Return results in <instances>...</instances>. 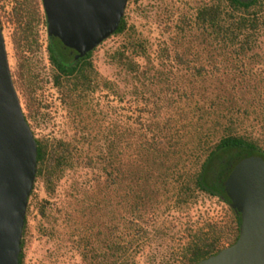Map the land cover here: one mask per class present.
Masks as SVG:
<instances>
[{"label": "rangeland", "instance_id": "rangeland-1", "mask_svg": "<svg viewBox=\"0 0 264 264\" xmlns=\"http://www.w3.org/2000/svg\"><path fill=\"white\" fill-rule=\"evenodd\" d=\"M14 1L0 0V32L21 112L34 138L69 142L68 162L52 191L35 182L27 198L22 264L101 262L97 256H103L105 247L113 243L123 246L119 259L131 264H181L192 230L223 222V205L201 195L181 203L172 197L164 201V196H173L175 191L166 194L157 189L154 198L158 201H148L143 214L135 219L128 207L133 196H126L127 187L134 184L128 178L135 168L131 166V173L122 179L106 181L97 163V147L108 130L121 139L117 155L134 156V140L143 133L147 138L172 137L179 151H171L177 155H188L186 148L191 149L199 133L218 136L228 123L239 133L264 135V0L260 36L255 47L241 56L188 29L195 8L213 0L126 2L125 32L109 36L94 48L91 63L98 79L120 88L129 79L111 61L115 50L125 52L140 69L161 62L171 97L164 111L156 115L154 97L148 91L119 96L98 88L79 101L78 109L63 105L49 82L40 0L37 46L32 51L20 50L28 59L27 70L21 69L12 41L15 27L9 18ZM176 54L183 60L178 62ZM155 122L161 130H156ZM145 169L151 170V166ZM135 225L140 229L137 236Z\"/></svg>", "mask_w": 264, "mask_h": 264}, {"label": "trees", "instance_id": "trees-1", "mask_svg": "<svg viewBox=\"0 0 264 264\" xmlns=\"http://www.w3.org/2000/svg\"><path fill=\"white\" fill-rule=\"evenodd\" d=\"M38 8V0H15L10 12L9 21L15 27L12 41L15 45L16 57L18 60L21 58L20 66L23 70L28 69L25 62L28 59L20 54V50L24 48L32 51L33 47L37 46ZM260 12L261 0H213L195 8L188 29L197 31L198 37L210 38L221 48L233 49L231 51L236 56H241L249 52L257 43L263 26ZM125 30L126 24L122 17L112 35H120ZM93 50L73 60L74 52L62 47L56 38L47 36L45 53L50 67L49 82L57 90L63 105L74 110L78 109L79 101L84 96L102 88L119 96H130L135 92L143 95L148 91L149 95L154 97L152 110L155 115L164 111L171 95L167 90L168 78L160 70L161 62L156 67L140 69L135 61L125 55V52L115 50L111 54V61L129 79L128 83H124L119 88L114 82L98 79L91 63ZM175 59L178 62L183 60L178 54L175 55ZM23 118L26 122L24 116ZM153 126L156 130H161L157 127V122ZM33 139L36 148L33 183L41 182L46 191L51 192L68 162L69 142L47 138L33 137ZM134 141L137 150L135 156L124 153L117 155L116 151L122 149L121 139L115 137L112 130H108L97 147V163L104 172L106 181L113 182L125 173L129 175L131 173L129 168L131 166L135 168L133 177L128 178L134 183L133 186L127 187L129 193L126 196H133L132 203L128 206L129 214L139 219L148 206V201L153 203L158 201L154 198L157 189H161L166 194L175 191L173 196H164V201L172 197L174 202L181 203L194 195L216 199L225 209V220L221 223H208L192 230L193 233L186 240L182 250L181 264H196L232 245L238 236L239 215L229 207L223 191V182L231 168L241 159L257 156L264 160V135L239 133L231 123H228L218 136L209 138L207 133H199L191 149L186 148L188 155H177L171 151V149L179 151L172 137L152 135L147 138L143 133ZM146 166H151V170H146ZM147 182L150 184L143 185ZM31 191L32 188L30 193ZM26 211L27 204L25 213ZM135 228L137 236L140 229L137 225ZM25 229L24 214L18 264H22L21 249ZM123 250L122 245L115 243L113 246H106L103 256H97L101 262L93 259L91 264H105L104 262L108 260L109 264H131L127 260L119 259Z\"/></svg>", "mask_w": 264, "mask_h": 264}, {"label": "water", "instance_id": "water-1", "mask_svg": "<svg viewBox=\"0 0 264 264\" xmlns=\"http://www.w3.org/2000/svg\"><path fill=\"white\" fill-rule=\"evenodd\" d=\"M247 1V0H239ZM46 34L83 57L111 36L126 0H40ZM36 148L11 83L0 32V264H18ZM229 207L239 215L236 241L196 264H264V160L238 161L223 182Z\"/></svg>", "mask_w": 264, "mask_h": 264}]
</instances>
